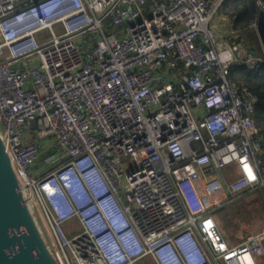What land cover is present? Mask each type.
Wrapping results in <instances>:
<instances>
[{
    "label": "built area",
    "instance_id": "obj_1",
    "mask_svg": "<svg viewBox=\"0 0 264 264\" xmlns=\"http://www.w3.org/2000/svg\"><path fill=\"white\" fill-rule=\"evenodd\" d=\"M227 1L0 0L3 134L64 264H260L264 229L232 246L199 201L231 166L229 195L264 190L259 97L229 78L264 56L246 36L220 39L212 22Z\"/></svg>",
    "mask_w": 264,
    "mask_h": 264
},
{
    "label": "water",
    "instance_id": "obj_2",
    "mask_svg": "<svg viewBox=\"0 0 264 264\" xmlns=\"http://www.w3.org/2000/svg\"><path fill=\"white\" fill-rule=\"evenodd\" d=\"M257 35L264 50V10ZM249 39V45L251 39ZM0 264H64L39 219L0 121Z\"/></svg>",
    "mask_w": 264,
    "mask_h": 264
},
{
    "label": "rangeland",
    "instance_id": "obj_3",
    "mask_svg": "<svg viewBox=\"0 0 264 264\" xmlns=\"http://www.w3.org/2000/svg\"><path fill=\"white\" fill-rule=\"evenodd\" d=\"M258 3V1H257ZM225 5V4H224ZM224 6L221 8V10L216 14L215 18L213 19L212 24L215 26L218 36L220 37V39H224L227 40V38H233L234 36L237 35H242L245 36L246 35V29H240L241 31L236 30L235 28V24H236V18L237 15H235V17L232 18L231 15L226 14L223 11ZM255 19V18H254ZM247 29H249L250 31V35L253 37V42L252 44H250L248 51L250 54H252L255 57H260L264 55V50L262 48L261 42L259 40V37L257 35V32L255 30L252 29V21L249 25V27H247ZM249 44V42H248ZM29 62L31 63L32 60H29ZM242 66L240 63H234L229 71V78L230 80L235 83L232 79L235 78H239L240 75L242 74ZM45 158V155H44ZM43 165L45 167H49V162L48 160L43 161ZM214 178H212L209 182L205 181V185L202 188L203 191H201L200 195L201 198L203 199L202 201L199 200L200 202H202L201 205L203 204H210V208L214 209L213 214H215L216 212V218L218 220L220 229L223 233V227H224V222L221 218V215H219V213L217 212L218 209H220L223 206H226L227 204L225 203H231V205H234L235 207H239V206H243V212H246V223L245 228L247 231V238L253 234H257L259 233L261 230V227L264 225V199H263V195L260 194V191H253V192H249L246 194H242L241 197L238 198H234L229 194H225L222 185L220 184L221 182L218 180H213ZM228 180H231L232 178H227ZM213 181L216 182L215 186L216 189L215 190H211ZM209 187V188H206ZM209 189V190H208ZM213 192L216 193L215 195H218L220 199H218L220 201V204H223L220 208H217V205H212L214 202L211 201L214 197ZM222 196V197H221ZM211 199V200H210ZM233 199V200H232ZM210 201V202H209ZM194 202H197V197H195ZM207 202V203H205ZM37 209V213L39 216V219L41 220V222L43 223L46 231L48 232V235L54 245V248L57 252V254L59 255V257L61 258L62 262V255L61 252L59 250V247L53 237V234L51 232L50 226L44 216V213L42 212V210L40 209L39 206H36ZM218 213V214H217ZM223 215V214H222ZM65 229L67 230L68 233L70 234H77L81 231V226L79 225V223L77 221H72L70 223H67L65 225ZM236 237H241L242 234L237 233L235 234ZM246 238V239H247ZM64 263V262H63ZM141 264H155L151 261L150 258H146L144 259ZM262 264H264V259L262 260Z\"/></svg>",
    "mask_w": 264,
    "mask_h": 264
},
{
    "label": "trees",
    "instance_id": "obj_4",
    "mask_svg": "<svg viewBox=\"0 0 264 264\" xmlns=\"http://www.w3.org/2000/svg\"><path fill=\"white\" fill-rule=\"evenodd\" d=\"M258 0H228L223 8V11L231 15L232 18L237 15L236 24L234 25L236 30L246 29V37L250 38L251 44L253 37L250 35L249 27L251 21L258 14ZM264 2V0H262ZM242 32V31H241ZM242 74L239 78L232 79L238 85H247L254 93L259 97V102L256 108V119L259 125H264V63L260 68L251 69L247 65H242ZM263 195L264 192L260 191ZM243 206L235 207L234 205H226L217 210L224 221V227L230 229V227H236L237 229L245 228L246 212H243ZM217 213V214H218ZM223 214V215H222ZM246 229V228H245ZM153 262V261H152ZM154 263V262H153Z\"/></svg>",
    "mask_w": 264,
    "mask_h": 264
},
{
    "label": "crops",
    "instance_id": "obj_5",
    "mask_svg": "<svg viewBox=\"0 0 264 264\" xmlns=\"http://www.w3.org/2000/svg\"><path fill=\"white\" fill-rule=\"evenodd\" d=\"M264 56V55H263ZM263 56H260V57H263ZM257 120V119H256ZM258 123V122H257ZM258 126L260 127V129L262 130V132H264V125H259L258 124ZM44 161V157L40 160V162H43ZM236 175H237V172H236V168H235V166H231V167H228L226 170H224L221 174H216L213 178V180H218V181H220L221 183V185H222V187H223V190H224V192H225V194L227 193L226 192V184L227 183H229V182H231L232 180H234L235 179V177H236ZM232 178L231 180H228L227 178ZM215 184H216V182H214L213 181V184H212V189L211 190H215L216 189V186H217V184H216V186H215ZM204 185L205 184H202L201 185V191H203L202 190V188L204 187ZM206 188H209V187H206ZM217 188H218V186H217ZM209 190V189H208ZM217 190V189H216ZM263 191L264 192V190L263 189H256V190H254V191ZM249 192H253V191H247V192H245L244 194H246V193H249ZM216 193H214L213 192V195L214 196H216V197H219L218 195H215ZM228 194V193H227ZM222 197V196H221ZM238 197H241V196H238ZM238 197H236V198H238ZM235 198V197H234ZM194 199L195 198H192L191 200H190V203H191V206L194 208V206L196 205H198V203L197 202H194ZM211 200V199H210ZM222 200V199H221ZM233 200V199H232ZM211 201H215V199L213 198ZM205 203H207V202H205ZM227 205H231L232 204V202L231 203H226ZM208 205V204H207ZM210 205V204H209ZM214 217L216 218V212H215V214H214ZM216 220H217V218H216ZM217 222H218V220H217ZM224 222V221H223ZM219 224V223H218ZM264 229V225L261 227V231ZM260 231V232H261ZM237 233H240V234H242V236L241 237H236L235 236V234H237ZM223 235H224V237L226 238V240L228 241V243L230 244V245H232V246H236V245H239L240 243H242V242H244L245 240H246V238H247V231H246V229L244 228V230L243 229H237L236 227H230V229H227V228H225V227H223ZM264 259V257H262V258H260L259 259V263L260 264H262V260Z\"/></svg>",
    "mask_w": 264,
    "mask_h": 264
},
{
    "label": "bare ground",
    "instance_id": "obj_6",
    "mask_svg": "<svg viewBox=\"0 0 264 264\" xmlns=\"http://www.w3.org/2000/svg\"><path fill=\"white\" fill-rule=\"evenodd\" d=\"M19 175H20V174H19ZM20 177H21V176H20ZM21 178H22V177H21ZM22 180H23V179H22ZM95 184L97 185V182H95ZM26 187H27V186H26ZM29 192H30V191H29ZM80 192L82 193V190H81V189H80ZM81 193L77 192V199H78L80 205H86L88 202H87V200H84V199H83L86 195H85L84 193H82V194H84V195H82ZM98 193H99V194H104L103 186H102L101 188L98 189ZM30 196H31V199H32V194H31V192H30ZM32 201H33V200H32ZM209 202H210V201H209ZM34 205H35V203H34ZM198 208H199V207H197L196 205L194 206V209H195V210H197ZM114 215H115V214H114ZM113 221H114V223H115L117 229L119 230V229L121 228V224H122V222H121V218H119V217H115V216H114ZM100 228H101V227H100ZM102 229L104 230V232H105V231L107 232V229H105V227H104L103 225H102ZM99 231L101 232V230H99ZM128 237H129V236H128L127 234L124 235L125 241H126L127 244L133 249V251H136L135 245H134L132 242L129 243V239H128ZM107 247H108L110 253H112L113 256H114V257L112 256V260H114V259L117 260V259H120V258H121V255H120V253H119V250L117 249L115 243L113 242V240H112L111 238H109V241H107ZM134 249H135V250H134ZM165 251H166V250H165ZM188 255H189V257H190L191 260H192V257H195L194 253H192V255L188 253ZM164 259H165V262H166L167 264H177L176 261L173 260L171 257L169 258V256H165ZM194 259H195V258H194Z\"/></svg>",
    "mask_w": 264,
    "mask_h": 264
}]
</instances>
